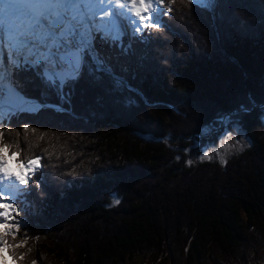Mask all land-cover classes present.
I'll return each mask as SVG.
<instances>
[{"label": "trees", "instance_id": "1", "mask_svg": "<svg viewBox=\"0 0 264 264\" xmlns=\"http://www.w3.org/2000/svg\"><path fill=\"white\" fill-rule=\"evenodd\" d=\"M214 3L177 0L160 29L123 40L124 50L97 40L128 88L85 68L63 103L36 74L19 73L25 97L62 110L3 121L8 152L41 157L21 201L27 226L6 235L20 245L5 250L13 264H245L254 253L264 263V0ZM249 96L257 106L239 125L252 145L225 165L187 166L192 139L219 134L220 117L251 107ZM258 231L261 245L242 254Z\"/></svg>", "mask_w": 264, "mask_h": 264}, {"label": "snow or ice", "instance_id": "2", "mask_svg": "<svg viewBox=\"0 0 264 264\" xmlns=\"http://www.w3.org/2000/svg\"><path fill=\"white\" fill-rule=\"evenodd\" d=\"M179 2L181 5H202L209 10L216 7L214 0ZM176 3L177 0H168L165 7L166 0H0V140L5 135L3 121L13 114L36 113L46 107L62 110L60 105L42 104L21 94L17 83L19 73L31 71L36 74L63 103H70L71 89L85 68L96 82L101 81L103 76L100 74H104L111 77L115 90L128 88L124 78L114 72L108 60L97 50L96 41L120 44L124 50L122 38L125 35L131 33L135 36L145 29H160L161 17L171 13ZM249 104L251 107L241 104L233 113L221 116L219 123L234 125L239 131L241 114L249 113L257 106L250 96ZM260 107L264 109V105ZM261 119L264 121V116ZM24 130L27 131V125ZM213 130V127L206 129ZM9 138L14 139L10 131ZM225 139L234 140L235 137L226 132ZM236 144L241 150L245 146L241 141ZM9 148L10 145L0 143V254L8 248L20 246L9 245L5 235L14 238L22 225L27 226L25 221L16 219L19 209L14 202L27 203L30 189L25 186L41 167V157L24 161L16 159L19 153L14 152L11 158L15 159L16 170H13L8 163L9 157L5 155ZM226 155L219 156L221 165L227 163ZM198 159L200 162L211 161L213 156L205 151ZM193 163L192 159L186 161L187 166ZM72 174H76L75 169ZM119 203L114 196L112 206ZM24 235L21 244L27 241V234Z\"/></svg>", "mask_w": 264, "mask_h": 264}, {"label": "rangeland", "instance_id": "3", "mask_svg": "<svg viewBox=\"0 0 264 264\" xmlns=\"http://www.w3.org/2000/svg\"><path fill=\"white\" fill-rule=\"evenodd\" d=\"M236 6H238L236 4ZM241 27H243V25L240 23L239 24ZM212 26V23H211ZM217 24L215 23V28H217ZM214 28V26H213ZM204 32V29L202 28V33ZM131 33L128 34V37H131ZM180 55L178 54L177 57H179ZM22 94V93H21ZM27 98V97H26ZM27 99H31V98H27ZM33 100V99H32ZM221 132L219 134H217L216 136L212 137L211 135L208 136H200L198 135V138H194L191 141V145L186 149V152L188 154L187 159H192L194 161V163L199 162V156L203 155V153L205 151H208L210 155L213 156L212 160H219V156L223 155L225 153H227L226 155V160L230 159L233 155L243 152L244 150H246L248 147H250L251 144V140L248 138V136L246 135L245 131L242 129V127L239 125V131H237L235 129L234 125H222L220 124L218 126V130L215 132L220 131ZM206 131V130H205ZM226 132H231L232 136L235 137V139H225L226 137ZM214 133V132H213ZM150 136V135H149ZM154 139V137H153ZM156 141H162L163 139H155ZM167 142L172 141L170 139V137L166 138ZM236 141H241L245 146L243 147V149L241 150L239 145L236 144ZM6 156H8L7 154H5ZM9 160H13L10 159ZM8 160V161H9ZM208 161V160H204L203 162ZM13 170H15L14 168H12ZM27 187V186H25ZM23 206V204H20L18 209H19V215L16 216L17 220H21L22 218H20V214L22 211H20L21 207ZM15 221H9V223H14ZM257 237V241L254 244H251L249 247L246 248H242V254H244L245 252H256L254 251V247L253 245L256 246H260L261 242L258 241L260 238H262V233L258 231V234L256 235ZM5 239H6V235H5ZM181 243L182 240H180V243L178 245V252L177 254L180 252V248H181ZM253 247V248H252ZM214 251L217 253V255L220 257L218 259H222L221 261H224L225 258L230 257L229 255L223 254L222 251H218L217 249H214ZM2 255V259H0V264H9L6 256L4 253L0 254ZM258 253H254L249 260H247V262L245 264H264L261 262V260H256ZM261 253L259 254V257H261Z\"/></svg>", "mask_w": 264, "mask_h": 264}, {"label": "water", "instance_id": "4", "mask_svg": "<svg viewBox=\"0 0 264 264\" xmlns=\"http://www.w3.org/2000/svg\"><path fill=\"white\" fill-rule=\"evenodd\" d=\"M150 138H151V140H153V141H156L155 139H153V137L152 136H149Z\"/></svg>", "mask_w": 264, "mask_h": 264}]
</instances>
